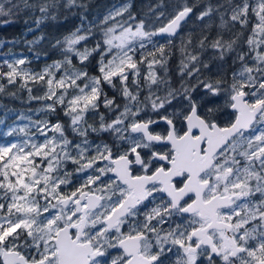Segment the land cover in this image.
I'll return each mask as SVG.
<instances>
[{
    "label": "snow or ice",
    "instance_id": "1",
    "mask_svg": "<svg viewBox=\"0 0 264 264\" xmlns=\"http://www.w3.org/2000/svg\"><path fill=\"white\" fill-rule=\"evenodd\" d=\"M195 6L150 9L152 22L129 0L88 21L85 0H0V26L23 19L27 33L81 17L60 37L24 41L60 51L40 71L25 57L0 64V95L26 91L42 114L2 133L0 264H264V0L205 5L196 19L218 17L219 30L189 51L180 29ZM175 38L182 80L195 77L178 89L166 67ZM206 48L239 67L201 78Z\"/></svg>",
    "mask_w": 264,
    "mask_h": 264
},
{
    "label": "trees",
    "instance_id": "2",
    "mask_svg": "<svg viewBox=\"0 0 264 264\" xmlns=\"http://www.w3.org/2000/svg\"><path fill=\"white\" fill-rule=\"evenodd\" d=\"M109 1L110 0H85V2L88 4L87 10L89 11H103ZM207 4H209L208 0H187V5H196L193 10L197 13L200 12ZM73 11L75 12V14H68L66 19H64L62 16L61 19L57 22H46L41 26L40 29H38L34 33H27V26L23 23V19L11 25L0 26V39L17 41V43L15 44L6 43L0 49V64L3 63L5 55H23L31 61V64L29 66L33 68H42L45 67V65L52 63L54 60L60 59V51L58 49H53L50 46L49 39L67 34L70 30L78 26V24L80 23V20L78 18V10ZM191 20L187 24H185L180 31V35H183L184 37H188L189 35L191 36L192 45L190 46L189 51H191L192 48L196 47L197 41L202 33L208 34L209 38L211 39L219 30L217 28L211 32L209 28H205L202 22L199 25H194L193 27H191L189 24ZM41 32H43L49 39H45L35 46H29L24 42L25 40H31L35 36L40 35ZM89 46H91V43L89 44ZM197 51H199L198 48ZM207 51L208 48H206V50L201 54L202 61H206L208 59L209 51ZM182 59H184V56L181 52V41L179 38H175L173 45L170 47V57L168 59L166 67L168 69L167 76L170 79L171 86L177 89L180 88L181 84L184 83L185 80H187V83H189V80L187 78H185V80H182L181 76L177 74V70L180 68V66L176 64L178 61L181 62ZM74 63L78 64L79 62L74 60ZM92 63L95 64V60H93ZM3 70L7 71V68L4 67ZM89 71L92 72L93 69L90 68ZM0 83H6V81H0ZM8 89L13 92L17 91V88L14 85H9ZM27 97L28 93L26 91L19 92L17 98L0 95V120L4 121L3 124H0V142L5 140V137L2 135V133L13 120L14 117H11L12 113L37 108L35 107V105L39 102L33 101L29 103Z\"/></svg>",
    "mask_w": 264,
    "mask_h": 264
},
{
    "label": "rangeland",
    "instance_id": "3",
    "mask_svg": "<svg viewBox=\"0 0 264 264\" xmlns=\"http://www.w3.org/2000/svg\"><path fill=\"white\" fill-rule=\"evenodd\" d=\"M127 2H129V0H110L109 3L105 6V9L103 11H100V10L89 11V10H87L84 14L87 16L88 21H93V20H95L97 18H102L103 15H105L107 13V11L110 10L114 5L119 6V5L127 3ZM130 2L132 4L131 0H130ZM144 2L146 3L144 8L139 6L138 10H137L138 15H136V14H134V15L137 17V19L145 18L146 20H149V21H152V22H155L154 21L155 13L151 12L150 9H155L156 12H159V11L163 10L167 14H171L174 9L179 8V7H181L184 4H187V0H180V2H179V0H145ZM220 2L223 3V0L215 1V5L220 3ZM208 3H209V0H208ZM132 7H133V5H132ZM131 10H132V8H131ZM198 13L195 12V15H194L193 19L189 23L191 27H193L194 25H199L201 23V21H198L196 19V15ZM37 15H38V13H37ZM78 18H79V20L81 19L79 10H78ZM79 24H78V26H79ZM216 24L219 25V19L216 22ZM215 28H216V26H215ZM228 35H229V33H227V32L224 33L225 38H228ZM1 48L2 47H0V49ZM208 51H207L208 52V59L205 62H207L209 64V69L205 70V69L201 68V72L203 73V76L201 78H203L204 76L216 77L218 75V69L220 70V72H222L224 74H227V75H230L232 71H234L236 68L239 67V64L233 65V57L232 56H228L223 61H221V60L215 58L216 54L214 53V50H212L211 48H208ZM20 57H25V56H23V55H11V56L7 55L6 56L5 55L4 56V60L11 61L13 59H17V58H20ZM25 58H27V57H25ZM49 64H51V63H49ZM176 65L180 66V68H181V62L178 61ZM221 65L223 66L222 68L220 67ZM43 68L44 67H42V68L41 67L40 68L31 67V69H33L35 71H40ZM180 68L177 70V74H179V75H180ZM154 70L158 73V75L163 76L165 74L163 72V70H161L159 68V66H155ZM93 71H94V69H93ZM187 79L189 80V84H195V77H192L190 79L187 78ZM106 91H108L110 97L116 94V93L112 92L109 89H106ZM201 92H202V89H197V94H199ZM141 93L142 94H144V93L147 94V90L145 89V91H143ZM122 103H123V101H121V104ZM174 104H175V102H174ZM40 106H41L40 103L35 105V107H37V108H39ZM177 106H179V105H177ZM100 111L101 112H105V110L103 108H101ZM21 114L30 115V116H32L33 119H40L41 116H42V114L41 115H35L33 112H31L29 110L14 112V113L11 114V117H14L13 120L10 122V124L7 126V128L4 129V131H6L8 129V127H10V126H15L17 124L20 125V126H23L25 123H28V121H26V120H20L19 119V116ZM105 114L108 115L107 113H105ZM51 118L53 119V121H55L56 117L53 116ZM108 118L110 119L111 117L109 116ZM60 119L62 120V122L67 124V122H68L67 118L64 117L62 113L60 114ZM94 120H98V117L90 118L89 122L91 123ZM50 135H51V133H50ZM69 135L71 137V133H69ZM101 138H102L103 142H106V143H109V144L112 142V139H113L108 134H101V136H99V137L97 136V134H92L90 136V139L95 141V142H97V143L101 142ZM4 139L5 140L0 142V143L6 142L8 140H11L12 137H5ZM69 167L71 168V165ZM79 182H80V180L78 178L74 180L75 185H78Z\"/></svg>",
    "mask_w": 264,
    "mask_h": 264
},
{
    "label": "flooded vegetation",
    "instance_id": "4",
    "mask_svg": "<svg viewBox=\"0 0 264 264\" xmlns=\"http://www.w3.org/2000/svg\"><path fill=\"white\" fill-rule=\"evenodd\" d=\"M132 1V5H133V7H132V12H133V14H136V15H138V13H137V10H138V7L139 6H141L142 8H144V6L146 5V3L144 2L145 0H131ZM192 1V0H191ZM215 1H217V0H209V4H212V5H215ZM179 2H180V0H179ZM218 17H214V20H213V23H212V25H211V27L209 28V30H211V32L214 30V29H217L218 28V25L216 24V22L218 21ZM215 26H216V28H215ZM238 27V26H237ZM219 29V28H218ZM115 95H117V94H115ZM146 94L144 93V94H142L141 93V99H143V97L145 96ZM121 101H123V99L122 98H120L118 95H117V103H121ZM220 102H222V100L220 101ZM177 107H179V106H177ZM171 110V109H170ZM142 115H145V116H147V115H152V113L151 112H148V113H142ZM223 119H224V117H222L221 118V122L223 121ZM162 127H163V125H161V127L160 128H157V131H160L161 129H162ZM112 143V142H111ZM110 143V144H111ZM79 183H81V181L79 182ZM79 185V184H78ZM127 229V226H125V230ZM114 253H115V250H114ZM166 264H170V262H166Z\"/></svg>",
    "mask_w": 264,
    "mask_h": 264
},
{
    "label": "water",
    "instance_id": "5",
    "mask_svg": "<svg viewBox=\"0 0 264 264\" xmlns=\"http://www.w3.org/2000/svg\"><path fill=\"white\" fill-rule=\"evenodd\" d=\"M192 14H193V13H192ZM192 14H190V16H189V18L187 19V21L191 18ZM187 21H186V22H187ZM186 22H185V23H186ZM180 30H181V29H180Z\"/></svg>",
    "mask_w": 264,
    "mask_h": 264
}]
</instances>
